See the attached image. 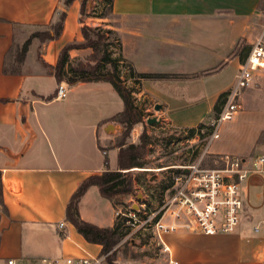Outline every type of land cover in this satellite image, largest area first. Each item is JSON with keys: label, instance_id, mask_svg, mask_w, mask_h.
I'll return each mask as SVG.
<instances>
[{"label": "crops", "instance_id": "crops-1", "mask_svg": "<svg viewBox=\"0 0 264 264\" xmlns=\"http://www.w3.org/2000/svg\"><path fill=\"white\" fill-rule=\"evenodd\" d=\"M65 1L0 0V260L61 259L98 255L103 249L68 221L67 207L86 179L108 168L118 170L120 148L114 140L122 130L113 118L125 103L108 81L69 83L67 97L56 98L61 82L53 68L61 51L84 42L83 24H92L81 14L84 0L70 6ZM63 13L60 36L34 38L19 71L6 73L9 52L34 33L51 30ZM113 16L129 65L127 83L137 88L139 98L163 106L156 117L191 144L199 136L190 130L209 125L255 42L264 40V0H113ZM78 53L70 51L71 63ZM132 72L168 77L137 82ZM241 105L235 119L222 124L220 139L208 154L264 155V69L254 74ZM120 210L98 186H91L79 202L80 217L101 228H113ZM263 222L243 221L234 234L180 232L161 240L154 235L155 260L264 264V228L254 229Z\"/></svg>", "mask_w": 264, "mask_h": 264}, {"label": "built area", "instance_id": "built-area-1", "mask_svg": "<svg viewBox=\"0 0 264 264\" xmlns=\"http://www.w3.org/2000/svg\"><path fill=\"white\" fill-rule=\"evenodd\" d=\"M262 69L264 40L261 37L255 42L236 75L234 85L225 96L219 117L211 124L212 132L200 159L185 166L163 168L161 172L171 173L168 184L158 187L157 190H145L142 193L143 198L137 203L132 202L126 212L117 211V218H126V223L133 228L150 231L160 240L162 235L180 232L234 234L243 222L246 208V202L241 197V186L252 176L261 178L264 207V155L248 159L226 154L220 156L221 167H202L205 155L213 143L220 139L222 124L234 120L238 115L244 91L254 84V74ZM68 91L69 83L62 81L58 85L56 98H66ZM261 227L264 228V222L262 226L254 229L260 232ZM163 247L169 252L168 247L164 244ZM112 252L34 261L7 258L0 260V264H109L108 257ZM169 264L179 262L170 259Z\"/></svg>", "mask_w": 264, "mask_h": 264}, {"label": "rangeland", "instance_id": "rangeland-1", "mask_svg": "<svg viewBox=\"0 0 264 264\" xmlns=\"http://www.w3.org/2000/svg\"><path fill=\"white\" fill-rule=\"evenodd\" d=\"M104 6L105 0H87L83 19L91 18L92 24L89 26L93 28L98 27L102 29L105 34L109 30L113 31L110 34H106L107 41L105 44L107 46L103 47V49L109 53L111 58H119L121 56V43L119 34L116 30L118 21L113 15L104 19L99 17V14L104 10ZM82 43H85V39ZM76 49L79 50V53L72 60V65L76 67H93L96 65L97 59H99L102 54L94 51L92 48ZM128 67L129 65L127 62H119L117 73L121 77L125 86L133 91V101L141 112L143 121L134 126L132 133L128 137H126L127 131L121 124L122 131L114 142L115 145H119L121 142H125L126 144H139L141 135L146 132L149 136V145L147 146V152L142 159L144 167L140 168V170H131V177L134 179V186H136V188L134 187L133 194L120 196L115 199L117 208H120L124 212L129 209L132 202H138V195L142 194V190L155 189L156 187L168 184L171 174L170 171L168 173H166L167 171L157 172L158 169L177 163H194L200 159L204 153L209 135L212 132L209 128L212 122L219 117L221 112L220 110L219 113L215 112L213 114V120L209 125L197 127L195 135H198L199 138L195 143H187L184 140L185 138L183 139L181 137L182 134L176 133L174 128L170 125L164 126L162 123H148V119L156 117L159 110L155 109L156 106L153 101H144L142 97L139 98L137 88L134 85L127 83L124 70ZM108 68H110V66H108ZM222 107L223 105H221V108L219 107V109H222ZM118 127L120 128V124ZM115 133L116 131L113 130L111 135H114ZM186 136H191L189 131ZM256 156V153H252L249 156V159L255 158ZM221 166L222 163L219 156L208 153L205 155L202 162L203 168H218ZM137 191L139 192L137 193ZM261 194V180L253 182L251 181V178H249L242 183L241 197L246 202L243 217L244 222H250L254 218H256V221L264 220V207L262 206ZM125 225L131 229V232L112 249V256L115 259V263L140 264L142 262L144 264H161V258H158V262L155 260V236L150 231L133 228L126 222Z\"/></svg>", "mask_w": 264, "mask_h": 264}, {"label": "trees", "instance_id": "trees-1", "mask_svg": "<svg viewBox=\"0 0 264 264\" xmlns=\"http://www.w3.org/2000/svg\"><path fill=\"white\" fill-rule=\"evenodd\" d=\"M75 0H66L65 5L70 6ZM87 0L83 1L81 14L82 16L86 11ZM113 15V0H105V6L103 12L99 14L100 18H107ZM66 17V13L61 15L60 22L52 26L53 35L51 30H45L34 33L22 46H15L9 56V67H5L6 73H17L19 67L25 61L29 47L34 38H39L41 41L53 40L60 36L63 30V22ZM84 22V21H83ZM112 30L106 32V34L112 33ZM82 34L85 39V43L78 44L72 43L63 48L60 54L57 65L53 68L55 77L60 83L63 80L70 84H77L80 82H92V81H108L115 90L120 94L125 103V110L113 118L123 125L127 131L126 137H128L134 128V126L143 121L142 114L138 110L133 101V91L125 86L121 77L118 75L119 62L126 60L122 54L119 58H111L108 52L103 47L107 46L106 34L102 29L96 27L93 28L87 24H83ZM121 47V46H120ZM76 48H92L96 52L102 53L100 58L97 59V63L93 67L84 68L73 66L70 62V51ZM11 61V62H10ZM8 62V61H7ZM8 65V63H7ZM110 66V68H108ZM132 71V70H131ZM133 77L139 82L142 79H158L168 77L167 74H155V73H134ZM224 93L219 102L215 106V112L219 113L221 105L224 104ZM200 127H203L200 126ZM212 130V127L210 128ZM191 134L195 133V129L190 130ZM149 145V136L144 132L140 137L139 144H126L121 142L117 145L120 148L118 157V170H111L108 168L105 172L99 175H93L86 179L79 189L75 192L71 201L67 207V219L75 226L77 231L92 244L102 245V253H108L130 232L131 229L125 225L126 218H118L113 228H101L94 224L84 221L79 214V202L85 195L87 190L91 186H98L103 197L110 199L115 204V199L120 196L131 195L134 192V179L131 177V170L139 167H144V158L147 152V146ZM107 166L108 161H107ZM2 191V180L0 176V193ZM113 252L108 257L109 264H116L115 259L112 256Z\"/></svg>", "mask_w": 264, "mask_h": 264}, {"label": "water", "instance_id": "water-1", "mask_svg": "<svg viewBox=\"0 0 264 264\" xmlns=\"http://www.w3.org/2000/svg\"><path fill=\"white\" fill-rule=\"evenodd\" d=\"M162 107H163V106H161V105H157V106L155 107V109H156V110H161ZM161 122H162V120L159 119V118H157V117H153V118L148 119V123H149V124H160ZM110 127H112L113 129L115 128L113 125H110ZM107 131H108V130H107ZM108 132H109V131H108ZM109 133H110V132H109ZM186 171H188V170H186ZM138 198H139V199H142V198H143L142 194H140V195L138 196Z\"/></svg>", "mask_w": 264, "mask_h": 264}]
</instances>
